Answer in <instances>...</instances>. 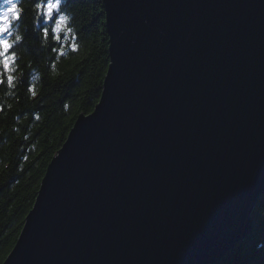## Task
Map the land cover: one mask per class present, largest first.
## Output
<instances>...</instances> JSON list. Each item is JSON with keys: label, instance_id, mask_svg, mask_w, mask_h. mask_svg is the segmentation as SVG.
<instances>
[{"label": "water", "instance_id": "water-1", "mask_svg": "<svg viewBox=\"0 0 264 264\" xmlns=\"http://www.w3.org/2000/svg\"><path fill=\"white\" fill-rule=\"evenodd\" d=\"M99 103L3 264H217L264 194V0H103Z\"/></svg>", "mask_w": 264, "mask_h": 264}, {"label": "trees", "instance_id": "trees-1", "mask_svg": "<svg viewBox=\"0 0 264 264\" xmlns=\"http://www.w3.org/2000/svg\"><path fill=\"white\" fill-rule=\"evenodd\" d=\"M34 3L21 0L14 23L12 39L21 40L13 48L11 87L0 69V264L16 245L48 165L78 117L99 103L110 63L103 0H66L63 11L79 39L59 43L43 36L46 25L36 19ZM252 217V233L217 264H264V194Z\"/></svg>", "mask_w": 264, "mask_h": 264}, {"label": "snow or ice", "instance_id": "snow-or-ice-1", "mask_svg": "<svg viewBox=\"0 0 264 264\" xmlns=\"http://www.w3.org/2000/svg\"><path fill=\"white\" fill-rule=\"evenodd\" d=\"M66 0H35L34 9L37 13L36 19L42 20L43 36L48 38L50 35L56 42L62 40L67 42L69 39L78 40L79 37L73 34V29L69 27V17L64 13L63 6ZM88 0H80L81 4H87ZM21 0H0V69L2 73H7V84L13 85V76L11 72L16 62V53L13 51L14 46L20 42L21 37L14 35V23L19 21L23 9L20 7ZM56 51V49H53ZM73 52L79 51L76 43L71 44ZM59 55L65 53L61 50ZM3 78H0V84H3ZM32 91V89H29ZM67 108L68 105H65ZM39 119V117H37Z\"/></svg>", "mask_w": 264, "mask_h": 264}, {"label": "bare ground", "instance_id": "bare-ground-1", "mask_svg": "<svg viewBox=\"0 0 264 264\" xmlns=\"http://www.w3.org/2000/svg\"><path fill=\"white\" fill-rule=\"evenodd\" d=\"M253 230H254V229H253ZM253 230H252V231H253ZM251 233H252V232H251ZM251 233H250V234H251ZM248 236H249V235H248ZM248 236H247V237H248ZM247 237H246V238H247Z\"/></svg>", "mask_w": 264, "mask_h": 264}]
</instances>
